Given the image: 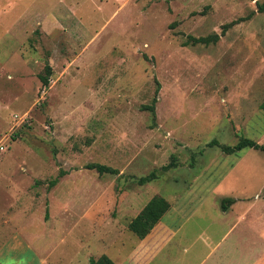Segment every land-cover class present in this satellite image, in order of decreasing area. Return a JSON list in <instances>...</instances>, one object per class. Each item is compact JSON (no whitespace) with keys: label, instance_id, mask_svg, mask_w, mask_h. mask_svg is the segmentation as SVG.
Masks as SVG:
<instances>
[{"label":"rangeland","instance_id":"rangeland-1","mask_svg":"<svg viewBox=\"0 0 264 264\" xmlns=\"http://www.w3.org/2000/svg\"><path fill=\"white\" fill-rule=\"evenodd\" d=\"M260 4L0 0V264H118L139 239L127 223L154 195L178 207L170 224L189 215L155 264H264V151L207 146L264 144ZM155 95L153 118L142 106ZM229 228L201 262L197 233Z\"/></svg>","mask_w":264,"mask_h":264},{"label":"trees","instance_id":"trees-1","mask_svg":"<svg viewBox=\"0 0 264 264\" xmlns=\"http://www.w3.org/2000/svg\"><path fill=\"white\" fill-rule=\"evenodd\" d=\"M259 11H263L264 5L260 4L258 6ZM233 22L229 24L223 25V31L232 24ZM218 34H213L211 36H205V37H190L189 41L192 44L197 43H210L211 41H217L218 40ZM44 74H40V80L43 85H47L49 83V76L52 73L51 66L49 64H46L44 66ZM157 97L156 95L153 97L150 104L142 106L143 109L148 110L151 112L153 118L155 117V103H156ZM260 108L264 111V99L260 104ZM207 146H217L220 148V150L223 153H234L237 151H240L244 148L251 147L255 149H260L264 151V144H260L256 142L255 140L248 138V137H240L238 142L235 145H227V144H220L217 140H211ZM177 166L176 158L172 156V160L166 164L160 167L159 171L167 172L171 168H175ZM86 168L88 169H94L99 174L109 173V174H117L118 169L114 168L112 166H108L101 163H89L86 165ZM158 171L154 170L150 172L149 174L142 176L138 179V183L140 185H143L149 181L155 180L158 177ZM56 183V180H52L50 185H54ZM234 201L233 198H224L222 199V209L225 210L227 207H225V203L231 204ZM170 208V203L168 200H166L161 195H154L150 200L143 206V208L138 212V214L133 217L128 223H127V229L134 234L137 238L142 239L144 238L154 227V225L161 219V217L166 213ZM89 264H116L108 255L101 254L98 258H90Z\"/></svg>","mask_w":264,"mask_h":264},{"label":"crops","instance_id":"crops-1","mask_svg":"<svg viewBox=\"0 0 264 264\" xmlns=\"http://www.w3.org/2000/svg\"><path fill=\"white\" fill-rule=\"evenodd\" d=\"M176 204V203H175ZM178 205V204H177ZM170 210H168L164 215H168L171 209L178 210L177 206H174V203H170ZM164 215L161 219L154 225L152 230L142 239H138L137 241L132 240L131 244L125 251L124 258L121 257L120 262L118 264H155L157 260H166L169 259V256L164 258H159L160 252L162 248L166 246L167 243L172 241L179 230L183 227L184 223L188 220L189 215L181 222L177 224H170L169 221L164 220ZM241 218V217H240ZM231 228V227H230ZM226 230L220 238L216 240H212L211 237L205 233L204 231L198 232L195 236V241L200 240L202 245L207 244L208 253L201 259V262L206 259L209 252L212 253L216 251V248L221 244L222 240L228 235L231 229ZM258 239L264 241V233L258 231ZM128 242V241H127ZM135 242V243H134ZM126 244V243H122ZM203 245V246H204ZM187 248V247H186ZM184 248V250H186ZM116 251H119V248H116ZM119 258V257H115ZM124 259V262H122ZM155 261V262H154Z\"/></svg>","mask_w":264,"mask_h":264}]
</instances>
